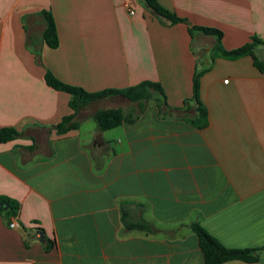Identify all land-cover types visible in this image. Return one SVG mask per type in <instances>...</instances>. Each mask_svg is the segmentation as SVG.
<instances>
[{
    "label": "crops",
    "instance_id": "0c3cea01",
    "mask_svg": "<svg viewBox=\"0 0 264 264\" xmlns=\"http://www.w3.org/2000/svg\"><path fill=\"white\" fill-rule=\"evenodd\" d=\"M157 2L219 30L225 50L264 42V0ZM42 10L54 19L55 49L42 42ZM214 43L161 23L139 0H0V128L19 133L0 144V197L19 205L17 228L0 214V264H202L192 223L229 249L264 246V72L248 56L215 59L199 80L208 125L187 121L192 76L204 64L193 47L209 66ZM255 54L264 61V46ZM46 71L87 92L155 82L166 106L151 99L139 112L108 97L58 134L69 96L45 84ZM108 109L134 119L99 131L92 115ZM140 220L151 231L124 222ZM252 264H264V253Z\"/></svg>",
    "mask_w": 264,
    "mask_h": 264
},
{
    "label": "trees",
    "instance_id": "16d2710c",
    "mask_svg": "<svg viewBox=\"0 0 264 264\" xmlns=\"http://www.w3.org/2000/svg\"><path fill=\"white\" fill-rule=\"evenodd\" d=\"M145 8L161 23L167 22L169 25L182 23L187 26L188 34L192 36L193 32H199L205 36L214 38L215 43L210 52V64L202 69L195 70L191 81V97L188 101L194 104L195 116L189 118L188 123L197 128L203 129L208 125L207 109L199 99V80L200 77L210 68L213 61L217 58L226 60H237L242 57H251L253 66L260 72H264V61L257 58L255 49L258 46H264V42L253 37L249 42L233 50H225L222 46V33L213 28L191 26L185 19L177 17L175 14L162 8L157 0H139ZM44 30L42 33V42L49 48L55 49L58 46L57 30L54 19L49 11L42 10L39 12ZM35 53L36 50H34ZM45 84L59 92H63L69 96L68 107L71 111L67 116L62 117L59 123L54 126L58 134H64L70 130L78 128V123L74 121L75 116L90 104L105 99L108 97H122L131 103L137 104L139 112L144 109V104L154 99L157 106H166V97L158 83L145 81L138 85L125 89H105L98 92H87L84 89L68 85L58 80L50 71L44 73ZM158 95V97H154ZM161 103V104H160ZM92 119L96 123L99 131L109 130L119 126L123 122L131 123L133 116H128L121 109L97 110ZM19 133L13 128H0V144L15 140ZM0 202H3L6 209L0 207V214L7 222L12 218H16L19 211L17 202L7 198L0 197ZM123 220L124 213L122 212ZM125 222L127 228H138L145 231H151L150 226L140 220L136 224ZM127 223V224H126ZM190 229L198 238V245L203 256L202 264H223L229 261H241L244 263H256L259 261L260 255L264 253V246L261 248L247 249H229L220 244L213 236H211L198 223L190 224ZM53 247V241L45 240L44 248L49 251Z\"/></svg>",
    "mask_w": 264,
    "mask_h": 264
},
{
    "label": "water",
    "instance_id": "95a60500",
    "mask_svg": "<svg viewBox=\"0 0 264 264\" xmlns=\"http://www.w3.org/2000/svg\"><path fill=\"white\" fill-rule=\"evenodd\" d=\"M99 141V135L95 139V143H98ZM0 207L6 209L7 207L3 202H0ZM26 236L29 237L31 236L32 238H28L30 240H38L39 242H43V233L41 231H32L28 230L26 231Z\"/></svg>",
    "mask_w": 264,
    "mask_h": 264
},
{
    "label": "rangeland",
    "instance_id": "374dc122",
    "mask_svg": "<svg viewBox=\"0 0 264 264\" xmlns=\"http://www.w3.org/2000/svg\"><path fill=\"white\" fill-rule=\"evenodd\" d=\"M193 48L195 49V53H196V55L199 57V60L202 61V62L204 61L203 67H206L208 64L205 63V61H207V60H205V59L203 58L204 54H203L202 50H201L197 45H194ZM203 59H204V60H203ZM202 62H201V63H202ZM122 111H123V110H122ZM123 113H124V114H127L126 111H123Z\"/></svg>",
    "mask_w": 264,
    "mask_h": 264
},
{
    "label": "built area",
    "instance_id": "2783aa9c",
    "mask_svg": "<svg viewBox=\"0 0 264 264\" xmlns=\"http://www.w3.org/2000/svg\"><path fill=\"white\" fill-rule=\"evenodd\" d=\"M130 13H132V12H130ZM8 227L11 228V229H14V228L18 227L16 218H12L10 220V222L8 223Z\"/></svg>",
    "mask_w": 264,
    "mask_h": 264
}]
</instances>
